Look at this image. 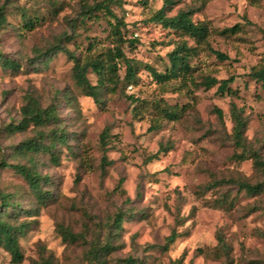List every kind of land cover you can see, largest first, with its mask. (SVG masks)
<instances>
[{
  "label": "rangeland",
  "instance_id": "obj_1",
  "mask_svg": "<svg viewBox=\"0 0 264 264\" xmlns=\"http://www.w3.org/2000/svg\"><path fill=\"white\" fill-rule=\"evenodd\" d=\"M96 1L0 0V53L19 64L0 63V194L15 222H28L20 264L47 256L54 264H87L92 245L104 243L108 264H264V191L249 195L232 182L264 180L252 158H238L255 150L264 161V88L249 75L264 65V0H171L167 16L190 10L209 34L189 59L190 77L164 83L145 68L163 72L182 39L150 20L164 0L110 4L123 19L118 36L116 19L104 10L82 14V5ZM28 19L36 20L32 29L23 25ZM235 24L234 33H220ZM116 45L137 61V80L130 89L99 88L94 101L75 81L73 58L83 63ZM230 76L233 94L203 82ZM86 77L95 84L89 69ZM28 97L56 117L10 132ZM232 104L245 120L244 148L234 140ZM40 131L45 144L54 141L52 150L21 153L18 146ZM14 164L37 172L42 202ZM60 227L79 238L63 239ZM0 264H16L3 248Z\"/></svg>",
  "mask_w": 264,
  "mask_h": 264
},
{
  "label": "trees",
  "instance_id": "obj_2",
  "mask_svg": "<svg viewBox=\"0 0 264 264\" xmlns=\"http://www.w3.org/2000/svg\"><path fill=\"white\" fill-rule=\"evenodd\" d=\"M118 0H101L96 1L91 5H82L81 10L83 15L95 16L96 10H104L106 14L111 15L116 20L113 25V32L116 36L119 35L118 24H124L122 18H116V16L110 11L109 5L115 4ZM171 0H164V5L158 9L154 15L150 18L151 21L158 23L163 29L173 31L179 34L182 39L176 43L174 48L168 52V67L163 72H158L152 67L145 65L152 78L158 83H164L172 79H184L189 78L192 67L189 64V59L196 53V49L200 44L207 43L206 39L209 34V28L206 22H195L191 19L190 10H179L174 15L167 16L165 14V8L170 6ZM6 22L5 12L0 7V27ZM36 20L28 19L23 25L25 28L32 29L35 26ZM117 24V25H116ZM239 26L237 24L223 29L220 33L226 32L234 33ZM261 30V29H260ZM264 33V30H261ZM187 40H191L195 45L191 46L187 43ZM133 41H129L132 44ZM215 52L216 56L220 59H226L227 56L221 52ZM73 72L76 83L83 89L86 96H90L96 101V92L99 88L111 87L113 90L119 83L127 88L128 85H133L137 80L138 64L133 58L125 55L123 49L116 45L113 49H109L106 52L99 53L92 58L86 59L81 63L77 58H73ZM0 63L6 68L18 69L19 64L11 59L3 57L0 53ZM123 67V75L120 77L119 70ZM89 69L91 73L96 77L95 84H91L86 77V72ZM249 75L264 88V65L258 67H252ZM233 81V76L217 80L213 77L205 78L204 85L209 88L217 84V92L221 94L228 93L233 94L234 91L230 88L229 84ZM132 100L138 101V99L129 96ZM164 115L168 119H174L176 114L174 111L167 108L162 109ZM54 109L42 108L37 100L32 97H28L26 103L21 107V117L16 124L8 125L10 132L23 131L30 125L42 126L47 122H50L55 118ZM218 117L222 116L221 111L217 110ZM232 117L234 120L233 136L237 146L244 148L243 132L245 129V120L236 111L235 106L232 104ZM105 135L102 134V137ZM45 134L40 131L36 138H31L23 141L18 149L21 153L37 152L39 150H52L53 142L49 144L44 143ZM56 140L62 138L61 135L54 137ZM102 141L104 139L102 138ZM239 159L252 158L254 166L264 176V161L260 158L259 154L255 150H250L245 153L244 150L238 154ZM1 165H5L1 162ZM13 168L19 172L27 180L29 186L34 191L38 201L42 202L46 196V192H42L39 183V175L34 169L26 167L20 164H14ZM238 190H243L246 194L256 195L264 191V180L256 183H250L247 181H234ZM0 248L5 249L11 257V261L16 264H20L23 261V254L19 245V236L24 233L28 227L27 221L15 222L16 216L11 213L7 207L10 205L7 195L0 194ZM13 211V210H12ZM14 212V211H13ZM36 213L30 215L34 216ZM122 219V215L118 212L114 219V227H119ZM60 234L63 239L75 241L79 238L78 235L70 232L67 229L60 227ZM175 238V233H172L166 238V245L171 243ZM111 247L108 243L102 245H92L88 250V263L87 264H108L105 255L110 251ZM126 261L131 262L130 258ZM34 264H54L50 256L42 257L39 261H33Z\"/></svg>",
  "mask_w": 264,
  "mask_h": 264
},
{
  "label": "built area",
  "instance_id": "obj_3",
  "mask_svg": "<svg viewBox=\"0 0 264 264\" xmlns=\"http://www.w3.org/2000/svg\"><path fill=\"white\" fill-rule=\"evenodd\" d=\"M131 87H132L131 85H128V86H127V88H129V89H130Z\"/></svg>",
  "mask_w": 264,
  "mask_h": 264
}]
</instances>
